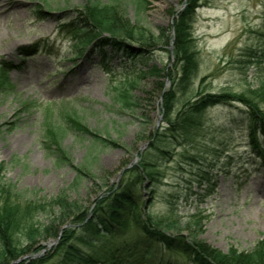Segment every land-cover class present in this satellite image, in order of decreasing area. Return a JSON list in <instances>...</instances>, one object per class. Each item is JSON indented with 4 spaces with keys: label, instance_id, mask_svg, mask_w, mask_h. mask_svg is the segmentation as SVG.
<instances>
[{
    "label": "rangeland",
    "instance_id": "374dc122",
    "mask_svg": "<svg viewBox=\"0 0 264 264\" xmlns=\"http://www.w3.org/2000/svg\"><path fill=\"white\" fill-rule=\"evenodd\" d=\"M86 3L0 0V68L8 70V84L0 87V184L13 185L8 201L12 209L20 215L25 208L24 221L42 223L44 216L31 210L67 188L70 200L88 209L89 217L122 172L143 158L155 173L154 181L145 179L138 188L139 206L146 212L182 221L198 215V238L224 253L248 250L264 240V164L252 153L246 124L239 119L243 108L233 104L208 109L199 130L190 135L167 130L162 114L165 98L172 88L177 92L181 75L173 21L191 3L189 33L198 68L189 91L177 95V110L187 100L196 103L204 95L238 94L257 89L258 81L264 84V0H149L139 16L128 6L129 20L154 36L162 28L170 37L149 47L126 41L132 51L146 50L142 59L114 54L110 44L104 47L105 56L91 44L77 45L81 35L71 22ZM154 67L160 74L148 75L146 69ZM133 72L141 78L131 89L137 103L131 110L116 101V88ZM263 87L259 90L264 93ZM61 108L74 109L87 128L115 141L97 154L92 176L74 190L69 185L75 172L55 165L41 140L47 115ZM156 131L159 136L150 144L149 136ZM259 141L264 147V136ZM86 143L74 131L61 139L74 165L84 161ZM3 200L0 189V207ZM78 224L63 225L55 239L39 241L10 264H43L41 259L54 257L62 233L75 232ZM108 239L99 236L92 244L83 239L79 249L92 254ZM180 254L156 250L149 264H192Z\"/></svg>",
    "mask_w": 264,
    "mask_h": 264
},
{
    "label": "trees",
    "instance_id": "16d2710c",
    "mask_svg": "<svg viewBox=\"0 0 264 264\" xmlns=\"http://www.w3.org/2000/svg\"><path fill=\"white\" fill-rule=\"evenodd\" d=\"M147 5L149 0H110L107 3L88 0V3L78 9L71 22L78 26L73 30L77 29V34L81 35L75 39L76 44L84 47L91 44L101 56H105V45L110 44L114 54L129 59L144 58L146 52L144 48L132 51L126 41L149 47L161 42L163 37L170 39L162 28H158L159 33L154 36L148 28L127 18L128 6L132 7L136 16H139ZM193 7L194 4L191 3L181 14H178L172 25L175 38L173 50L182 63L181 75L175 85L177 92L180 93L172 88V92L168 93L162 106L163 121L168 125L166 129L179 135L194 134L203 124L208 109L219 105L231 107L233 104H238L243 108L239 119L246 124L245 129L252 153H257L264 164V147L259 141V136H264V93L259 90L264 86L263 81L257 82V89L249 88L238 94L204 95L196 99V103L187 100L181 104L179 110L175 107L177 95H185L189 91L190 83L196 77L198 68L189 33L194 18ZM34 50L29 51L28 54L34 53ZM255 62L261 61L257 59ZM146 70L148 75L160 74V69L156 67ZM0 71H3L0 87H3L8 84L6 82L8 70L0 68ZM137 72L144 76V71L141 69ZM134 73H131V76L126 73L123 82L116 88V101L121 107L131 110L137 105L131 89L141 78L139 74ZM47 117L41 135L42 146L55 165L69 167L75 172L74 181L69 185V189L74 190L77 184L92 176L91 170L96 163L97 154L113 146L115 141L106 134L104 136L87 128L74 109L61 108L57 113L51 111ZM67 131L76 132L87 142L84 161L79 165L71 162L61 146L62 136ZM158 132L149 136L150 144L159 136ZM151 167L152 164L146 163L141 158L137 165L125 169L119 183L104 197L98 199L89 217H86L88 209L81 203L70 200L67 188L61 190L49 201L31 210L37 215L44 216L42 223L30 224L24 221L26 209L24 208L19 215L8 203L13 194V185L0 184L4 199V204L0 207V264H10L20 256L28 254L39 241L55 239L59 229L67 223L76 225L80 223V225L78 224L75 232L64 231L54 249L56 250L54 257L50 259L45 257L39 261L40 263L149 264L156 250L165 249L169 252L183 253L185 263L264 264V240H259L248 250L231 249L224 253L198 238L202 228L201 218L198 215L190 216L185 221L174 217L159 218L140 207L138 188L145 179L154 181L155 173ZM3 170L4 165L0 162V179ZM209 187L214 189L215 183L212 181ZM18 206L20 208L19 204ZM117 220L123 223H117ZM99 236L110 239L103 245L97 246L94 253L87 254L79 249V243L83 239L92 244Z\"/></svg>",
    "mask_w": 264,
    "mask_h": 264
}]
</instances>
